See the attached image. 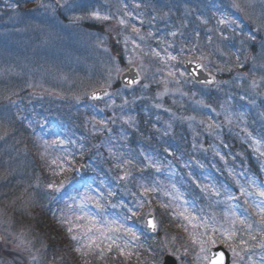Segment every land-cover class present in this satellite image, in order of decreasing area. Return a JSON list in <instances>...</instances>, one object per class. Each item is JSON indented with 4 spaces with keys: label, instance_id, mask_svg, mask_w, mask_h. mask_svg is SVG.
Instances as JSON below:
<instances>
[{
    "label": "rangeland",
    "instance_id": "374dc122",
    "mask_svg": "<svg viewBox=\"0 0 264 264\" xmlns=\"http://www.w3.org/2000/svg\"><path fill=\"white\" fill-rule=\"evenodd\" d=\"M5 1L0 0V6H6L7 10L0 8V264L127 262L124 256L108 251L112 250L111 243L117 241L116 236H120L119 229L126 225L113 224L111 220L106 224L104 219L108 207H120L122 203H117L118 196L109 189L100 191L96 188L102 198L97 201L87 194L96 179L87 178L91 167L86 162H75L70 136L62 131L61 137L54 129L55 126L61 128L62 103L81 104L91 116L95 114L100 118L101 128L96 124L98 121L87 122L90 129H100L97 135L108 136L112 154L111 145L116 141L113 131L123 125L121 114L131 109L149 112L163 109L162 112L179 123V127H204L199 147L192 138L183 151L184 156L177 154L180 160L173 163L178 164L189 182L207 187L197 193L189 186L199 207L207 206L208 215H202L199 207H192L185 196L169 187L165 195L167 200H162L164 204L159 205L161 220L157 219L159 228H163L160 223L171 219L164 210L167 204L174 211L183 213L190 222L186 231L201 244L196 251L199 253L188 256V250L178 243H174L167 253L173 255L178 264H205L208 248L222 244L230 246L232 264H255L254 250L263 251L264 243L246 248V243L234 240V234L225 229L230 228V210L225 217L216 218L217 212L227 207L213 189H219L222 195L226 192L227 199L240 202V205L248 206V197L241 194L242 190L233 195L224 187H214L212 179L215 173L224 169L234 174V182L238 178L253 189L256 196L251 200L254 203H264V195H261L264 182L251 174L249 178L243 171L238 172L240 170L230 164L232 157L228 155L225 160L219 148L227 130H239L235 127L239 114L235 119L229 116L235 113L234 107L239 103L261 112L254 111L247 118L239 117L254 121L256 125L252 124L251 132L256 127L264 129V0H147L140 5L129 4V0H37L33 5L22 8L10 5L9 9ZM92 13L107 19H96ZM39 14L45 16L46 22H35L36 18L42 19ZM30 18L32 22H29ZM167 43H176L181 49L177 53H168ZM231 44H234L232 48ZM236 48L238 51H234ZM240 53L242 57L235 64L233 54L238 59ZM186 59L201 61L207 70L217 74V83H193L183 71L182 63ZM222 61L227 65L222 67ZM133 65L142 76L141 83L129 90L118 86L120 73ZM106 87L111 92L102 100L89 99L90 93ZM34 107L42 108L39 109L40 119L36 123L29 120L33 123L25 124L24 128L22 118L16 113L26 111L34 118ZM207 117L211 118L208 123L202 120ZM134 119V115L129 116V123ZM243 122V130H247ZM22 128L26 129L25 135ZM28 128H35L36 135L50 139L46 140L48 145L44 146V153H49L57 167L61 165L62 172L58 175H62L61 180L55 183L52 196H62L66 188L70 186V190H74L79 183L84 187L83 192L76 193L73 198L77 205L76 216L64 208L61 219L57 218L65 226L63 231L55 230L61 231L60 236H46L36 214L45 194L39 191L49 182L44 179L49 170L41 172L40 167L44 165H39V152L26 137ZM237 134L239 136L235 138L245 141L244 136ZM204 136L209 138L205 142ZM94 144L95 147L100 145H96V141ZM225 144L229 150V143ZM248 144L264 168V148L259 143L257 147L251 142ZM199 149L205 156L202 159L198 156ZM96 154L104 157V163L107 161L111 166V178L128 189L125 198L130 201V218L143 226L144 218L150 212L148 209L157 204V198L154 196L152 200L149 194L138 198V193L130 192L127 184L132 172L129 162L116 161L113 156H106L105 150H98ZM81 165H85V169L79 172ZM192 167L200 173V179L191 173ZM206 169L212 170L210 176ZM168 172L173 173V170L168 168ZM213 193L215 200L213 198L211 203L207 197ZM248 195L252 193L249 191ZM64 200L68 202L67 198ZM195 218L199 221L198 228L192 225ZM115 227L117 234L112 236L105 232ZM138 235L129 228L123 237L136 240ZM73 236L76 239H72ZM166 241L164 236V247H167ZM132 253L128 248L127 255ZM117 257L123 261L115 259ZM128 260L131 259L128 257ZM162 261L163 256L155 254L152 264H162ZM127 264L136 263L131 260Z\"/></svg>",
    "mask_w": 264,
    "mask_h": 264
},
{
    "label": "trees",
    "instance_id": "16d2710c",
    "mask_svg": "<svg viewBox=\"0 0 264 264\" xmlns=\"http://www.w3.org/2000/svg\"><path fill=\"white\" fill-rule=\"evenodd\" d=\"M241 57V53L238 59L233 54V60L235 64L240 61ZM226 65L227 63L222 61L221 66L223 67ZM131 115H134L135 119L131 123H129L128 117ZM86 116L90 117L91 115L76 111L69 125V129L72 130V134L75 135L76 139V143L74 146L76 155L74 156V160L77 164H79L80 162H86L87 165L91 167L90 173H93L92 178H96L95 180H97L95 182L96 188L99 187L100 191H105V189L113 191V193L118 196L117 203H122L120 207L113 208L120 209L118 212L119 219H121V221L124 222L126 226L130 228L135 227L140 239L136 243V249L134 253L138 257L135 256L136 258H131V260H133L136 264H152L153 262H155V254H157L159 257L163 256L166 251L169 252L171 246L174 243L186 245L187 241L182 235L180 227L176 225L175 219L171 216V219L165 221V223H162L163 228H161V231L157 236L150 235L142 226L137 225L136 221H133L130 218V215L128 213L130 210L128 206L130 201L125 198L128 189L125 186L117 183L114 178H111L112 175L109 171V168L111 166L109 165V163H107V161H105L104 163V157H100V155L96 154V152L98 150H105L107 154L106 156H113L112 159L116 161L129 162L132 172L129 175L127 184L130 186V192L135 194L138 193L139 195L140 190L143 186L150 183L155 184V180L153 179L154 171L149 170L147 172L143 169L144 165L147 163V160L145 163L143 157L140 154V151L144 150L148 152L146 153V155H149L151 153L152 155L157 156V158H162L164 156L166 157L167 155L165 152H163L165 147L168 146L171 151H178V153H181L188 148V144L190 143L192 138L196 141V143H198L197 146L199 147V145L201 144L200 137L202 136L201 129H194L193 127L188 126L179 127L180 124L177 122L175 123L174 120L164 112H158L154 110L149 112L148 110L144 111L143 109H131V111L123 112L121 114V121L123 125L121 126V128H118L115 131L116 141L111 145L114 150V153L112 154L109 149L110 143L106 134L104 138H102L101 135H97L100 132V129H90V125L87 122ZM169 124L171 125L170 128L167 127V125ZM235 135L236 133L234 132H226L224 134L223 142H219V147L221 149V152L223 153L224 158L227 159L228 155L231 156L237 161L238 166V163L242 162L240 156L238 155V152H243V149L246 146L240 144L238 139L235 138ZM207 138V136H204L203 142H205ZM94 141H96V145L97 143H100V145L95 147ZM225 142L229 143V150L226 148ZM80 148H82V151H79ZM225 150H227V152H225ZM151 151H153V153ZM198 152V156L200 159L205 157L203 150L199 149ZM243 153H249V151H244ZM230 164L234 163L230 161ZM39 165H44L40 167L41 172L43 173H45L49 168L47 166V163H44L43 160L41 161V163H39ZM207 170L212 171L211 169ZM61 172V168L56 169L49 175V177H46L44 179H48V181L55 180L56 183H59L58 180H61L62 175H58ZM184 175L185 177L180 172L175 174L176 179L178 177H181V181H183L181 185H186L188 182L186 179L187 175L185 173ZM221 175L226 176V174L223 172L221 173ZM97 191V189L96 191H92V194L97 198L102 199ZM111 191L109 192V194L111 193ZM45 201H48V199H45ZM46 203L47 204H44V208L38 209L36 211V214L38 220L43 225L42 229L46 232V236H49V238L50 236L56 237V235L60 234L61 232L55 231L59 228L55 223L56 219L54 216V211L51 203L49 204V201ZM107 209L111 210L110 207H108ZM165 211L170 215L169 211ZM157 212L160 216H162V212L160 209H158ZM136 226H139V229H137ZM164 236H166L167 247H164L162 245ZM109 261L110 260H108V262Z\"/></svg>",
    "mask_w": 264,
    "mask_h": 264
},
{
    "label": "water",
    "instance_id": "95a60500",
    "mask_svg": "<svg viewBox=\"0 0 264 264\" xmlns=\"http://www.w3.org/2000/svg\"><path fill=\"white\" fill-rule=\"evenodd\" d=\"M186 69L190 72V74L193 76L194 81L198 83H212L215 82V77L211 74L205 72L203 66L199 62H186L185 63ZM120 80L122 84L126 87H132L139 83L140 76L137 72V70L134 67H130L127 71L123 72L120 76ZM108 91H98L92 95V97L100 98L107 94ZM146 225L149 228L150 231L153 233L157 232V226L154 222V216L152 214H149L146 218ZM153 225L155 227L153 228ZM219 253L224 254V262L223 264H230V254L222 247L219 246L217 248H211L209 251V261L207 264H214V261L212 259L213 256L216 257L215 264H219ZM163 264H178L177 260L167 255L164 258Z\"/></svg>",
    "mask_w": 264,
    "mask_h": 264
},
{
    "label": "snow or ice",
    "instance_id": "6c2138e0",
    "mask_svg": "<svg viewBox=\"0 0 264 264\" xmlns=\"http://www.w3.org/2000/svg\"><path fill=\"white\" fill-rule=\"evenodd\" d=\"M92 16H93L94 18H96V19H107V17H102V16H100L98 13H92ZM76 19H80V18L77 17ZM223 22H224V21H221V23H223ZM121 23H123V21H121ZM134 31H136V29H134ZM173 59H174V57H173ZM261 195H264V192H262ZM97 207H100V205H99L98 202H97ZM262 211H264V210H262ZM154 227H155V225H153V228H154ZM71 231H72V229L69 228V232H71ZM72 239H76V237L73 236ZM212 259H213L214 264H215V262H216V257L213 256ZM223 262H224V254H223V253H219V264H223Z\"/></svg>",
    "mask_w": 264,
    "mask_h": 264
}]
</instances>
